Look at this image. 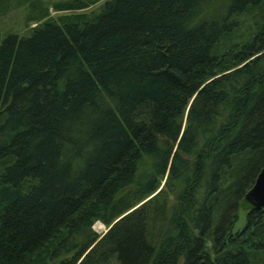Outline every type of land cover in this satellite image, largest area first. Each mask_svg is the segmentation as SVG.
Listing matches in <instances>:
<instances>
[{"label":"trees","instance_id":"16d2710c","mask_svg":"<svg viewBox=\"0 0 264 264\" xmlns=\"http://www.w3.org/2000/svg\"><path fill=\"white\" fill-rule=\"evenodd\" d=\"M100 1L0 43V264H264V0Z\"/></svg>","mask_w":264,"mask_h":264},{"label":"rangeland","instance_id":"374dc122","mask_svg":"<svg viewBox=\"0 0 264 264\" xmlns=\"http://www.w3.org/2000/svg\"><path fill=\"white\" fill-rule=\"evenodd\" d=\"M69 0H11L7 4V8L5 11L0 12V43L4 38H6L8 35L15 34L17 36H25L28 35L30 30L36 26H38L41 22H36L31 19L30 16L36 15L37 12L40 10L45 11V16H49L52 20H57L59 17L65 16V15H71L72 12H59L55 11L53 9V6L55 4H60L64 2H68ZM106 0H102L87 9H84L82 11L74 12V13H92L97 12L100 8V6L104 3ZM35 13V14H34ZM248 28V26H247ZM231 63H226V65L230 66ZM219 69H217L215 72H217ZM232 70V69H231ZM219 75V72L216 74ZM185 121V119H184ZM183 121V123H184ZM166 181V177H163L160 179V189L164 187V183ZM133 187H128L123 189L119 192L118 197L124 195L129 190H131ZM178 191H175L174 194L169 195V202H168V208H169V217L174 214V209L176 208V204L178 202ZM252 209V206L247 203L245 200H242L239 203V208L237 211V217L234 221L231 234L232 237H234L235 234L242 231L246 225L247 221V214ZM98 224H102L100 222H96L92 229L97 235H103L107 231V227L102 224V228L98 226ZM102 230V231H101Z\"/></svg>","mask_w":264,"mask_h":264},{"label":"water","instance_id":"95a60500","mask_svg":"<svg viewBox=\"0 0 264 264\" xmlns=\"http://www.w3.org/2000/svg\"><path fill=\"white\" fill-rule=\"evenodd\" d=\"M244 200L252 206V209L259 210L264 207V167L246 193Z\"/></svg>","mask_w":264,"mask_h":264},{"label":"bare ground","instance_id":"6f19581e","mask_svg":"<svg viewBox=\"0 0 264 264\" xmlns=\"http://www.w3.org/2000/svg\"><path fill=\"white\" fill-rule=\"evenodd\" d=\"M98 226L102 228V224H98ZM101 231H102V230H101Z\"/></svg>","mask_w":264,"mask_h":264}]
</instances>
